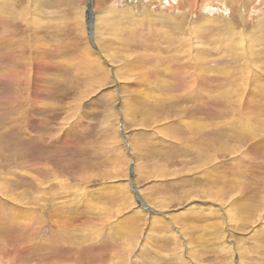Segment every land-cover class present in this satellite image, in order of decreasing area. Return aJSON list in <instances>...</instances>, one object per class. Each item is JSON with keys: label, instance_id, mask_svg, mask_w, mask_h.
<instances>
[{"label": "rangeland", "instance_id": "1", "mask_svg": "<svg viewBox=\"0 0 264 264\" xmlns=\"http://www.w3.org/2000/svg\"><path fill=\"white\" fill-rule=\"evenodd\" d=\"M0 264H264V0H0Z\"/></svg>", "mask_w": 264, "mask_h": 264}]
</instances>
